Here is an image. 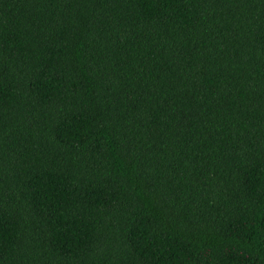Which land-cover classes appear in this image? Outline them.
Listing matches in <instances>:
<instances>
[{
    "label": "trees",
    "instance_id": "trees-1",
    "mask_svg": "<svg viewBox=\"0 0 264 264\" xmlns=\"http://www.w3.org/2000/svg\"><path fill=\"white\" fill-rule=\"evenodd\" d=\"M0 264H264V0H0Z\"/></svg>",
    "mask_w": 264,
    "mask_h": 264
}]
</instances>
